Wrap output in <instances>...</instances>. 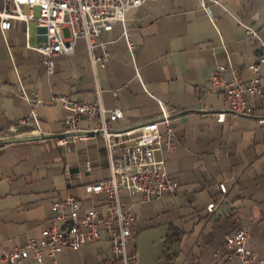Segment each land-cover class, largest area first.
Here are the masks:
<instances>
[{"label": "crops", "instance_id": "crops-1", "mask_svg": "<svg viewBox=\"0 0 264 264\" xmlns=\"http://www.w3.org/2000/svg\"><path fill=\"white\" fill-rule=\"evenodd\" d=\"M221 1L209 5L211 12L200 0H148L130 10L102 37L111 58L97 72L84 40L74 54L59 57L49 74L38 50L45 39L34 23L15 19L7 31L0 26V257L40 237L54 201L72 195L91 205L86 186L111 175L105 141L92 133L97 121L77 123L88 139H71L72 153L58 145L75 111L52 99L69 96L121 108L125 117L114 125L120 132L158 119L164 107L175 114L178 149L158 158H166L178 193L152 201L123 193L136 216L134 240L128 244L129 254H136L131 264L223 262L227 256L216 253L241 228L250 233L251 252L264 259V123L230 116L219 121L227 100L211 90L220 65L227 66L228 77L236 71L249 84L248 67L261 47L247 38L243 25L264 37V0ZM65 35L70 36L68 29ZM261 78L264 87V66ZM252 103L264 118V96ZM34 109L39 122L21 125ZM223 182L228 193L208 213L206 208L221 197ZM107 237L80 251L59 253L57 263L46 257L44 264H116Z\"/></svg>", "mask_w": 264, "mask_h": 264}, {"label": "built area", "instance_id": "built-area-1", "mask_svg": "<svg viewBox=\"0 0 264 264\" xmlns=\"http://www.w3.org/2000/svg\"><path fill=\"white\" fill-rule=\"evenodd\" d=\"M4 9L0 12V26L7 31L12 21L22 19L34 23L38 36L45 39L38 50L44 57V64L49 74H53L57 59L75 53L77 42L87 43L89 57L95 72L106 67L111 52L102 41V37L112 31L117 22L124 21L132 9L139 8L148 0H3ZM208 11L210 4L223 5L221 0H200ZM38 11V12H37ZM243 25V24H242ZM248 39L256 40L261 47V54L256 62L249 65L252 72L249 84H245L240 73L233 71L227 76V66L220 65L211 77V90L221 93L227 100V111L218 115L219 121L225 122L227 117L235 119H257L252 103L254 97L264 96L261 71L264 66V37L254 28L243 25ZM68 29L70 36L65 35ZM133 48V43L129 42ZM98 49L101 52H98ZM28 102L31 97L23 96ZM52 101H60L65 108H72L75 116L66 121L64 137L57 139L59 146L67 153H72L71 139L83 141L88 139L81 133L77 123L88 119L97 121L98 129L93 134L101 135L108 151L111 175L96 184L86 186L91 197V205L72 195L56 200L52 204L51 216L38 238L30 239L25 245L15 247L0 257V264H17L32 259L44 264L50 257L57 263V255L63 251H80L85 245L101 241L107 235V241L115 256L116 264H131L136 254H129L128 244L134 240L133 228L136 216L131 205L123 199V193L140 197L143 201L159 199L166 194L176 195L179 183L169 176L166 158L159 159L158 154L171 153L179 146L175 132V114L167 107L162 115L149 123L130 131H116L115 123L124 119L121 108L108 109L101 100L95 102L79 101L69 96H55ZM39 116L34 110L30 116L20 122L21 125L37 124ZM91 163H87L89 170ZM66 176L71 177L67 168ZM221 197L215 205L206 210L213 213L225 199L228 186L219 184ZM103 205L104 211L99 207ZM250 233L241 228L227 237L223 251L216 257L225 254L226 260L212 264H230L238 259L239 264H249L261 259L249 249Z\"/></svg>", "mask_w": 264, "mask_h": 264}]
</instances>
